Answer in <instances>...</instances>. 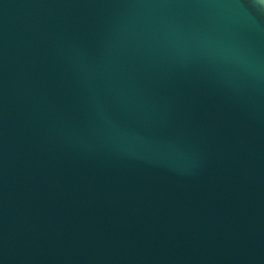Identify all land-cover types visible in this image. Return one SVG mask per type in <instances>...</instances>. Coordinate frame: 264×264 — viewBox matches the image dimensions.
<instances>
[{
  "label": "water",
  "instance_id": "water-1",
  "mask_svg": "<svg viewBox=\"0 0 264 264\" xmlns=\"http://www.w3.org/2000/svg\"><path fill=\"white\" fill-rule=\"evenodd\" d=\"M0 264H264V0H0Z\"/></svg>",
  "mask_w": 264,
  "mask_h": 264
}]
</instances>
